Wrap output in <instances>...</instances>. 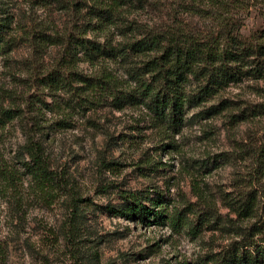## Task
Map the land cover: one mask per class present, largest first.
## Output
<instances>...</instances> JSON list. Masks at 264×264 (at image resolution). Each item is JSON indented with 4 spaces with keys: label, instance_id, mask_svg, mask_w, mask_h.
<instances>
[{
    "label": "rangeland",
    "instance_id": "obj_1",
    "mask_svg": "<svg viewBox=\"0 0 264 264\" xmlns=\"http://www.w3.org/2000/svg\"><path fill=\"white\" fill-rule=\"evenodd\" d=\"M93 1L0 0L13 42L12 51L0 56V113L19 114L0 117V264H206L235 236L204 229L194 237L187 229L130 221L108 208L119 206L125 191L162 193L170 210L213 205L222 220L237 221L227 201L264 186V78L245 77L189 109L179 133L143 107L80 105L70 90L49 87L53 72L74 69L65 66L67 36L81 32L115 46L126 39L119 29L124 20L87 28L86 5ZM245 1L255 6L232 7L224 15L208 0H130L122 10L141 30L199 38L226 35L219 21L224 18L231 35L250 42L264 34V15L257 0ZM107 64L126 78L123 67ZM76 67L85 74L100 70L87 61ZM213 105L218 114L205 115ZM30 138L43 146L54 191L41 190L19 169ZM6 169L17 170L18 178L8 183Z\"/></svg>",
    "mask_w": 264,
    "mask_h": 264
},
{
    "label": "trees",
    "instance_id": "obj_2",
    "mask_svg": "<svg viewBox=\"0 0 264 264\" xmlns=\"http://www.w3.org/2000/svg\"><path fill=\"white\" fill-rule=\"evenodd\" d=\"M208 1L221 10V15L230 14L232 7L242 11L255 6H248L250 4L247 5L245 0ZM257 1L256 6L261 5L264 15V0ZM128 3L130 0H94L92 5H86L90 16L87 28L106 29L124 20L119 29L126 39L115 46L80 36L81 32L77 36L68 35L63 45L69 58L65 66L74 69L67 75L53 72L54 86L49 84V87L70 90L80 98V105L87 101L93 105L110 103L117 110L143 107L166 130L179 133L187 122L189 109L202 106L231 83H238L245 77L264 78V34L250 42L242 40L231 35L224 18L219 21L224 33L229 30L226 35L199 38L141 30L137 23L124 16L122 9ZM3 14L0 11V56L11 52L13 47L11 37H8L12 22ZM94 22H98L97 25ZM82 61L100 70L85 74L76 67ZM107 62L123 67L126 78L119 76ZM193 84L196 89H189ZM219 108L213 105L203 113L215 115ZM18 115L11 109H3L0 113L2 119L10 120ZM25 154L19 169L31 175L41 190L54 191L56 177L43 146L30 138ZM17 178V170L6 169L4 179L8 183ZM121 199L123 202L119 206H109L110 214L142 224L169 226L178 233L187 229L194 237L200 236L204 229L226 230L234 235L235 240L228 248L210 254L206 264H264V219L261 216L264 186L227 201L238 218L235 222L222 220L213 205L195 208L186 204L183 208L170 210L169 199L162 193L151 197L142 192L125 191ZM250 219L256 221L243 226L242 222Z\"/></svg>",
    "mask_w": 264,
    "mask_h": 264
}]
</instances>
